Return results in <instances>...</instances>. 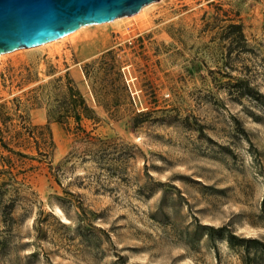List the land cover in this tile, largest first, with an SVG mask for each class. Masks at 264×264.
I'll return each mask as SVG.
<instances>
[{
	"label": "rangeland",
	"instance_id": "374dc122",
	"mask_svg": "<svg viewBox=\"0 0 264 264\" xmlns=\"http://www.w3.org/2000/svg\"><path fill=\"white\" fill-rule=\"evenodd\" d=\"M142 7L0 55V264H264V0Z\"/></svg>",
	"mask_w": 264,
	"mask_h": 264
},
{
	"label": "water",
	"instance_id": "95a60500",
	"mask_svg": "<svg viewBox=\"0 0 264 264\" xmlns=\"http://www.w3.org/2000/svg\"><path fill=\"white\" fill-rule=\"evenodd\" d=\"M156 0H0V53L56 39L88 23L132 15Z\"/></svg>",
	"mask_w": 264,
	"mask_h": 264
},
{
	"label": "trees",
	"instance_id": "16d2710c",
	"mask_svg": "<svg viewBox=\"0 0 264 264\" xmlns=\"http://www.w3.org/2000/svg\"><path fill=\"white\" fill-rule=\"evenodd\" d=\"M228 27L230 28L229 36L231 41L236 46H241L240 43L245 42V36L242 31L241 25L239 23L232 22L228 24ZM84 70H85V74L88 76L87 69ZM67 82H69V85L65 91V94L63 95L62 98L63 101L61 102V104L56 105V107L54 108V114L56 115L58 121H62V119H65L69 116H73L75 121L77 122V127L84 131V135L75 145L74 148L75 152H77L78 154L81 153L83 155L87 153L93 155L98 154V156L107 153L106 152L107 149L111 147L110 141H113V139H109V138L103 139L101 137H97L90 134L88 131H85V129L81 125L80 110L81 108L84 107L83 105L84 101L82 95L78 90V88L75 86L72 78H68ZM233 85L235 86L234 90H237L236 92L238 95H242L245 93L254 95V91H253L254 88L252 87V85L249 84V81L247 79H240L234 82ZM48 137H49V144H51L52 139L50 133ZM44 154L46 155V152H44ZM5 194L6 191L3 188H0V204H4V206H7L5 205V203H3V197ZM7 216L8 218H10V214H8ZM233 237L236 238V236L232 233L228 235V240L230 243H234L231 239Z\"/></svg>",
	"mask_w": 264,
	"mask_h": 264
},
{
	"label": "bare ground",
	"instance_id": "6f19581e",
	"mask_svg": "<svg viewBox=\"0 0 264 264\" xmlns=\"http://www.w3.org/2000/svg\"><path fill=\"white\" fill-rule=\"evenodd\" d=\"M159 1V0H158ZM153 2V1H152ZM151 3V2H150ZM149 4V3H148ZM141 10H143V7H141ZM144 11V10H143ZM141 13V12H140ZM134 15V14H133ZM129 15H127V16H121V17H116V18H113V19H111V20H109V21H107V22H114V21H116V20H118V19H123V18H125V17H128ZM135 16V15H134ZM131 17V16H130ZM105 23V22H104ZM103 23V24H104ZM94 24H99V23H88V24H85V25H82V26H80V27H78L77 29H75V30H73V31H71V32H69V33H67V34H65V35H62L61 37H58V38H56V39H52V40H50V41H46V42H44V43H41V44H39V45H44V44H49V43H52V42H54V41H56V40H58V39H62V38H64V37H66V36H68V35H70V34H72V33H74V32H76L78 29H80L81 27H86V26H90V25H94ZM19 49V48H18ZM15 50V49H14ZM13 51V50H12ZM4 53H6V52H4ZM3 53H0V55H2Z\"/></svg>",
	"mask_w": 264,
	"mask_h": 264
}]
</instances>
